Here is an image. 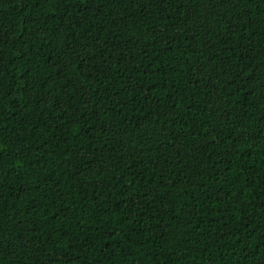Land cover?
<instances>
[{
    "label": "trees",
    "instance_id": "trees-1",
    "mask_svg": "<svg viewBox=\"0 0 264 264\" xmlns=\"http://www.w3.org/2000/svg\"><path fill=\"white\" fill-rule=\"evenodd\" d=\"M0 264H264V0H0Z\"/></svg>",
    "mask_w": 264,
    "mask_h": 264
}]
</instances>
